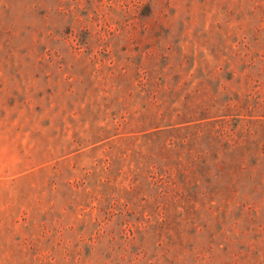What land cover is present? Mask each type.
I'll list each match as a JSON object with an SVG mask.
<instances>
[{
	"label": "rangeland",
	"instance_id": "obj_1",
	"mask_svg": "<svg viewBox=\"0 0 264 264\" xmlns=\"http://www.w3.org/2000/svg\"><path fill=\"white\" fill-rule=\"evenodd\" d=\"M0 264H264V0H0Z\"/></svg>",
	"mask_w": 264,
	"mask_h": 264
}]
</instances>
